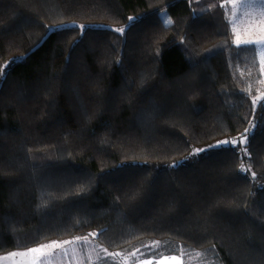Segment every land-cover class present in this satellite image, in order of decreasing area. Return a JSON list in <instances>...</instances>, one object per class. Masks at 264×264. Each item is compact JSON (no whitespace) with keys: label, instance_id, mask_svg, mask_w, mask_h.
<instances>
[{"label":"trees","instance_id":"obj_1","mask_svg":"<svg viewBox=\"0 0 264 264\" xmlns=\"http://www.w3.org/2000/svg\"><path fill=\"white\" fill-rule=\"evenodd\" d=\"M232 14L0 0V255L96 231L112 252L264 264V69Z\"/></svg>","mask_w":264,"mask_h":264},{"label":"rangeland","instance_id":"obj_2","mask_svg":"<svg viewBox=\"0 0 264 264\" xmlns=\"http://www.w3.org/2000/svg\"><path fill=\"white\" fill-rule=\"evenodd\" d=\"M240 1L246 3L248 9L243 13V15L245 16L243 17V19H237L236 15L233 18L235 37L239 35L242 40H249V39L257 40L261 35H264V31H262V29H264V17L263 18L257 17L259 13L256 10V8L259 4L264 2V0H240ZM161 14L164 19H169L167 12L165 10L162 11ZM241 27L247 32L246 36H241V32H240ZM260 47L264 49V46H260ZM246 140H247L246 137L242 136L237 139H231L225 141H234L235 143L232 145L242 151L245 147ZM96 234H97L96 231H93L89 235L77 236L81 238V240L76 244L66 245L65 247L67 249V255H64L63 252H60L51 261V264H96L97 261L99 260L101 261L102 257L106 253H110V250H107L97 242ZM77 237L69 238L65 240H58V241H70V240H74ZM84 238H87V243H84ZM28 249L29 248L17 249L7 254L0 255V264H21V260L26 258L13 257L11 254L26 252ZM123 253H129V252H123Z\"/></svg>","mask_w":264,"mask_h":264},{"label":"snow or ice","instance_id":"obj_3","mask_svg":"<svg viewBox=\"0 0 264 264\" xmlns=\"http://www.w3.org/2000/svg\"><path fill=\"white\" fill-rule=\"evenodd\" d=\"M131 19V18H130ZM118 31L123 32V29ZM264 31V29H262ZM235 43L244 46H264V35H261L257 40H242L239 35L236 36ZM261 59L264 61V52L261 54ZM6 74V73H5ZM264 107V105H262ZM234 141H224L219 142L217 145H210L212 147H222L224 145H232ZM208 149H196L194 150L193 155H199L201 152L207 151ZM243 170V169H242ZM81 238L77 237L74 240L70 241H50L46 244H39L36 247L29 248L26 252L12 253L13 257L26 258L21 260V264H51V261L55 258L57 254L63 252L64 255H67L66 245H73L78 243ZM84 243H87V238H84ZM155 254V253H153ZM174 262V264H183L182 258L178 256H168L165 255L161 260H158L156 264H166V262ZM144 264H152V261L146 260Z\"/></svg>","mask_w":264,"mask_h":264},{"label":"crops","instance_id":"obj_4","mask_svg":"<svg viewBox=\"0 0 264 264\" xmlns=\"http://www.w3.org/2000/svg\"><path fill=\"white\" fill-rule=\"evenodd\" d=\"M233 4V14H232V22L233 18L236 15L237 19H243L245 17L243 13L248 9V6L246 3L240 1V0H232ZM258 11V18H263L264 17V2L259 4L256 8ZM233 29H234V24H233ZM241 36H246V31L241 27L240 29ZM235 33V29H234ZM259 53H260V58L262 52H264V49H262L260 46L258 47ZM262 61V59H261ZM263 64V69H264V61H262ZM156 246L154 244H148L146 246L136 248L133 251L129 253H123V252H112L106 253L103 257L109 258L106 263L104 262L103 264H144V261L150 260L152 261V264H156L158 260H161L163 256L168 255V256H178L182 258L183 264L184 258L178 254H165L162 256H156L155 253ZM4 255V254H3ZM116 262V263H114ZM166 264H174V262H166Z\"/></svg>","mask_w":264,"mask_h":264}]
</instances>
